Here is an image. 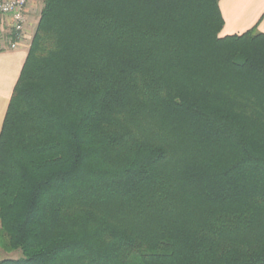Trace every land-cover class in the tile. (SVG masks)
Returning a JSON list of instances; mask_svg holds the SVG:
<instances>
[{"label": "trees", "instance_id": "obj_1", "mask_svg": "<svg viewBox=\"0 0 264 264\" xmlns=\"http://www.w3.org/2000/svg\"><path fill=\"white\" fill-rule=\"evenodd\" d=\"M0 133V264H264V32L220 0H43Z\"/></svg>", "mask_w": 264, "mask_h": 264}, {"label": "crops", "instance_id": "obj_2", "mask_svg": "<svg viewBox=\"0 0 264 264\" xmlns=\"http://www.w3.org/2000/svg\"><path fill=\"white\" fill-rule=\"evenodd\" d=\"M32 10L39 9L37 3ZM220 8L225 20L222 36L240 34L256 27L264 32V0H220ZM36 11V10H35ZM35 15L28 16L29 29L33 30ZM3 30V25L1 29ZM28 46L25 43L16 49H0V133L15 85L20 77L27 58ZM0 239V250H3Z\"/></svg>", "mask_w": 264, "mask_h": 264}, {"label": "rangeland", "instance_id": "obj_3", "mask_svg": "<svg viewBox=\"0 0 264 264\" xmlns=\"http://www.w3.org/2000/svg\"><path fill=\"white\" fill-rule=\"evenodd\" d=\"M28 11H27V24H26V30H25V34H23V36L21 37V39L19 40V47H21L22 45H24L25 43L28 46V52H29V48L32 42V39L34 37L39 19H40V15H41V11L43 9V0H29L28 2ZM39 4V9L36 8L35 10H32L33 8H35L34 6L36 4ZM34 14L35 16V20L34 23L35 25L33 26V30L30 31L29 29V21H28V16L29 13ZM1 23L3 24V30H0V49L4 48V47H8L9 46V36L10 32L13 33V28H12V22L8 17H5L4 19L1 20ZM258 30V29H257ZM260 31V30H258ZM220 35L222 36V34L220 33ZM10 49V48H9ZM28 55V54H27ZM23 253L21 250H0V259L3 258H19L22 257Z\"/></svg>", "mask_w": 264, "mask_h": 264}, {"label": "built area", "instance_id": "obj_4", "mask_svg": "<svg viewBox=\"0 0 264 264\" xmlns=\"http://www.w3.org/2000/svg\"><path fill=\"white\" fill-rule=\"evenodd\" d=\"M29 0H0V29L1 20L8 17L12 22L13 33L10 32V49L19 47V40L25 34Z\"/></svg>", "mask_w": 264, "mask_h": 264}]
</instances>
